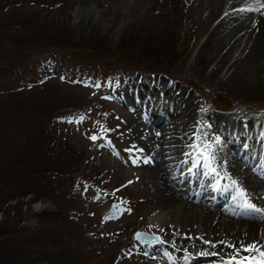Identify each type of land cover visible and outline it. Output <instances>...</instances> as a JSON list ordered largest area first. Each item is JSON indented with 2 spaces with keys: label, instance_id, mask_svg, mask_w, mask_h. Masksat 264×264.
<instances>
[{
  "label": "rangeland",
  "instance_id": "rangeland-1",
  "mask_svg": "<svg viewBox=\"0 0 264 264\" xmlns=\"http://www.w3.org/2000/svg\"><path fill=\"white\" fill-rule=\"evenodd\" d=\"M165 1L0 0L1 50L10 52L28 40L43 37L44 33L35 35L7 28L20 20L28 21L31 12L58 22L62 30L54 32L66 35L75 46L65 45L67 42L63 40L62 44L47 46L39 40L20 63L31 62L33 70L25 69L15 76L0 72V146L3 150V145L8 143L11 147L22 138L20 151L36 154L29 157L26 167L37 164L35 167L43 168L51 163L61 168L60 172L36 175L27 185L42 190L48 197L32 202V209H60L64 214L57 215L55 228L80 233V238L72 243L81 252L78 264H226L214 252L186 253L172 247L169 244L175 236L172 229L156 234L163 244L141 245L132 238L134 232L148 230L158 201L153 191L152 165L144 162L134 122L148 123L159 134L162 128H172L179 116L167 121L164 127L147 122L146 109L133 111L129 92L135 84L130 79L141 84L140 80L163 78L185 90L193 112L190 117L180 119L203 127L200 135L196 132L194 136L200 146L204 143L199 139L204 141L209 131L212 136L209 134L207 141L214 142L213 134L221 139L216 130L205 128L208 114L233 115L237 111L239 115L255 116V120L264 119V98H241L232 94L228 83L211 85L201 78L196 70L206 71L211 61L204 52L197 55L199 44L205 39L204 28L199 23L181 20L170 3L163 4ZM21 6L25 13L9 12L10 8ZM79 9L92 10L78 15ZM136 36L149 41L143 46L150 51L140 49L137 43L120 51L124 39L134 40ZM78 45L89 48L76 49ZM92 48L106 56L90 51ZM164 61L166 67L160 66L154 72L132 68H146ZM185 62L191 65L186 71L181 67ZM259 75L256 81H260ZM192 139L189 136L187 141L192 143ZM185 150L182 154L190 151ZM194 156L187 154L191 167ZM62 162L70 165L63 166ZM187 169L185 165L174 174L181 177ZM187 178L179 187L174 184V188L177 191L188 188L197 194L201 177L199 181ZM27 222L32 227L39 219L30 217Z\"/></svg>",
  "mask_w": 264,
  "mask_h": 264
},
{
  "label": "bare ground",
  "instance_id": "bare-ground-1",
  "mask_svg": "<svg viewBox=\"0 0 264 264\" xmlns=\"http://www.w3.org/2000/svg\"><path fill=\"white\" fill-rule=\"evenodd\" d=\"M168 3L180 14L181 20L199 23L204 28L205 39L199 44L197 55L204 52L211 61L206 71L196 70L203 80L211 85L228 83L232 94L241 98H264V0L163 2ZM91 10L79 9L77 14ZM181 67L186 71L191 65L185 62ZM258 74L260 81H256ZM130 81L135 84L129 92L133 111L146 109L147 122L151 125L164 127L167 121L179 116L172 128H162L159 134L148 123L134 122L142 154L152 165L153 191L158 198L148 230L161 235V231L172 229L175 234L169 240L172 247L186 253L214 252L226 264H231L233 257L241 261L256 256L255 252L249 253L243 248L254 243L264 249V119L255 120V116L239 115L237 111L233 115L208 114L209 123L205 128L216 130L221 136L219 140L213 134L214 142L207 141L209 134L212 136L210 131L203 137L204 141L199 137L214 155L211 163L214 171H209L197 156L204 146L194 141L196 132L200 135L203 127L182 119L193 112L188 93L163 78L150 82L140 80L141 84ZM189 136L193 137L192 143L187 141ZM182 140L188 144H182ZM184 149L190 151L182 154ZM188 152L195 154L193 160L200 167L189 166ZM185 165L188 169L182 176H175ZM187 177L192 181H199L201 177L199 199L206 198L205 183L210 186L208 191L214 196L211 204L203 206L197 202L199 199L189 189L174 188ZM241 189L245 192L243 197L239 194ZM246 200L262 211L257 213L245 208ZM223 201L228 206H222Z\"/></svg>",
  "mask_w": 264,
  "mask_h": 264
},
{
  "label": "trees",
  "instance_id": "trees-1",
  "mask_svg": "<svg viewBox=\"0 0 264 264\" xmlns=\"http://www.w3.org/2000/svg\"><path fill=\"white\" fill-rule=\"evenodd\" d=\"M23 8V6L20 9L10 8L9 12L25 13V10H22ZM20 10L22 11L20 12ZM44 18H46V15L31 12V17L28 21L20 20L11 23V26L7 27L19 30L21 33L35 32L29 34L42 35L44 33V35H42L43 37H37L33 41L28 40V43L20 44L10 52H8V49L1 50L0 48L1 74L15 76L17 73L25 71V69L28 71L29 69L33 70L34 66L31 62L25 61L22 64L20 63L25 58V54L33 49L32 47L34 45L39 44L36 43L39 40H42L40 43H44L47 46L62 44V40L65 43L67 42L65 45L74 46L70 44L71 40L66 35L64 36L60 32H54L58 28L62 30V26H59L58 22H51L48 21L49 19ZM51 38L56 39L58 43H55ZM142 41V38H139V36L134 37V40L124 39L121 43L122 48L119 49L120 51L128 50L125 47L137 43L136 45L138 47H142L140 49L145 52L150 51L146 46H143L148 45L149 41L147 39ZM78 46L80 47L76 46V49L87 47L83 45ZM161 47L163 48V46ZM159 50L160 48L157 51ZM90 51L101 53L93 50V48ZM22 53H24V56L19 55ZM116 54L121 55L120 53ZM102 55L106 56V54ZM115 61L118 62L117 60ZM123 62L122 60L118 63ZM166 62L164 61L161 64L157 62L156 65H151L146 68L141 66H132V68H140L148 72H154L161 67L165 68ZM17 64L20 65L13 69ZM17 89L20 90L19 88ZM30 123L34 124L35 122ZM17 137L20 138L21 135ZM8 141L6 140L5 142ZM7 144L3 145V150L0 146V264H78V258L79 256L81 258V252L72 243L75 239L80 238V233L78 231L72 232L71 230L70 232L65 228H55L58 220L57 215L64 214L60 209L59 211H50L47 208H43L41 211L32 209V202L48 197L47 194H42V190H37L27 185L34 176H44L49 175V173L60 172L61 168L51 163H47L43 168L39 166L35 167L37 164L26 167V162L29 157L36 154L20 151L24 144L22 138L14 141L11 147ZM18 152L22 153L14 155ZM33 152L36 153L37 149ZM62 165L67 166L70 164L62 162ZM53 168H56V170ZM29 194L32 196L25 201L24 198ZM30 217H37L39 223L32 227L27 226L24 230H15L16 227L24 225ZM77 235L78 237H76Z\"/></svg>",
  "mask_w": 264,
  "mask_h": 264
},
{
  "label": "snow or ice",
  "instance_id": "snow-or-ice-1",
  "mask_svg": "<svg viewBox=\"0 0 264 264\" xmlns=\"http://www.w3.org/2000/svg\"><path fill=\"white\" fill-rule=\"evenodd\" d=\"M92 139L95 140L96 138L92 137ZM218 142L219 141H217V143ZM197 156L199 158L203 159V161H204V163L202 165L203 167L208 168L209 171H214L211 168V163L214 160V155L209 150V146H205L203 151L197 153ZM144 162L148 163L149 161L145 160ZM194 164L196 165V167L201 166L198 161H194ZM233 184H236V181H233ZM239 194L241 197H243L245 195V192L241 189V190H239ZM244 207L247 209H251L257 213H260L262 211L261 209L256 208L255 205L251 204L247 200L244 203ZM143 235L144 234H137V237H136L137 240H140ZM152 240L156 243H160V244L164 243V241L160 240L159 237H153ZM243 251H246L249 253L255 252L256 256L245 257V259L241 260V261H237L236 258L233 257L231 264H264V251H262L260 248H257L254 243L251 245L244 246ZM237 255H238V253H237ZM257 257H258V259H257Z\"/></svg>",
  "mask_w": 264,
  "mask_h": 264
},
{
  "label": "water",
  "instance_id": "water-1",
  "mask_svg": "<svg viewBox=\"0 0 264 264\" xmlns=\"http://www.w3.org/2000/svg\"><path fill=\"white\" fill-rule=\"evenodd\" d=\"M31 225L32 224L29 225V223L27 222L24 225H20V226L16 227L15 230H24V229H26L27 226H31ZM137 234H144V235L142 236V238L140 240H137V238H136ZM153 237H158V236L155 233L150 232L148 230H138V231L134 232V234L132 235L133 240L137 241L139 244L149 245V246L156 243L152 240Z\"/></svg>",
  "mask_w": 264,
  "mask_h": 264
}]
</instances>
